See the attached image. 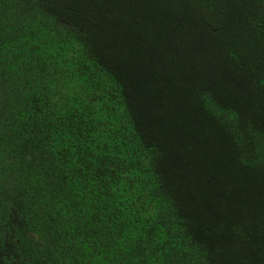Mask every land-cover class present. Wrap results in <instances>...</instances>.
<instances>
[{"label":"trees","instance_id":"16d2710c","mask_svg":"<svg viewBox=\"0 0 264 264\" xmlns=\"http://www.w3.org/2000/svg\"><path fill=\"white\" fill-rule=\"evenodd\" d=\"M0 264H264V0H0Z\"/></svg>","mask_w":264,"mask_h":264}]
</instances>
